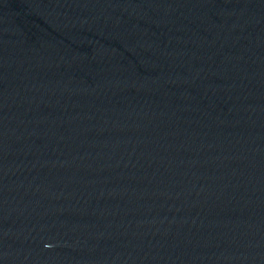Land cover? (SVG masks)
<instances>
[{
    "label": "water",
    "instance_id": "water-1",
    "mask_svg": "<svg viewBox=\"0 0 264 264\" xmlns=\"http://www.w3.org/2000/svg\"><path fill=\"white\" fill-rule=\"evenodd\" d=\"M264 92V0H142Z\"/></svg>",
    "mask_w": 264,
    "mask_h": 264
}]
</instances>
